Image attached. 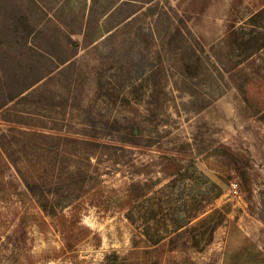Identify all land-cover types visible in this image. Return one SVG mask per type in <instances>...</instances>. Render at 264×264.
Here are the masks:
<instances>
[{
	"label": "rangeland",
	"instance_id": "rangeland-1",
	"mask_svg": "<svg viewBox=\"0 0 264 264\" xmlns=\"http://www.w3.org/2000/svg\"><path fill=\"white\" fill-rule=\"evenodd\" d=\"M102 115L138 118L149 195L102 171L44 212L14 159L113 143ZM0 264H264V0H0Z\"/></svg>",
	"mask_w": 264,
	"mask_h": 264
},
{
	"label": "trees",
	"instance_id": "trees-1",
	"mask_svg": "<svg viewBox=\"0 0 264 264\" xmlns=\"http://www.w3.org/2000/svg\"><path fill=\"white\" fill-rule=\"evenodd\" d=\"M233 34L235 36L237 32L234 30ZM256 39L257 37L254 36L253 40ZM97 121L98 125L92 127L95 138H101V135L107 136L106 138L113 143H104L98 139L67 138L70 140V145L63 154L59 155L58 161H50L44 166L38 165L41 167H38L39 169L31 165H22L23 163L19 165L21 159H14L17 171L27 190L44 212L52 215L58 209L69 207L76 198L99 184L102 171L109 175L121 172L122 175L128 177L129 197L135 199L149 195L145 184L139 179L141 163L134 159L137 149H132L126 144L130 141L128 143L139 146L141 134L134 124L138 118L121 120L102 115ZM122 130L125 132L124 135ZM48 136L52 137V135ZM8 137L6 134L2 135L1 143L4 148L6 144L12 143ZM215 188L210 189L205 199L189 209L185 216L187 223L184 226L215 208L214 200L221 195L220 187L215 185ZM215 213L224 218V213L220 210H215ZM184 226H180L178 230ZM186 228L189 231L195 229V225Z\"/></svg>",
	"mask_w": 264,
	"mask_h": 264
}]
</instances>
